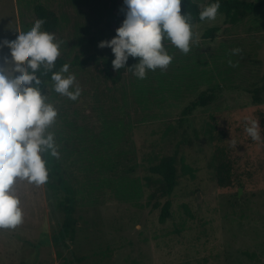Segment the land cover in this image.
I'll use <instances>...</instances> for the list:
<instances>
[{"label": "rangeland", "instance_id": "obj_1", "mask_svg": "<svg viewBox=\"0 0 264 264\" xmlns=\"http://www.w3.org/2000/svg\"><path fill=\"white\" fill-rule=\"evenodd\" d=\"M193 1L203 7L210 0ZM38 5L57 20L58 58L86 64L64 74L75 75L77 100L56 93L54 82L42 91L58 113L48 131L77 192V234L57 245L63 195L17 179L23 221L0 229V264H264V8L235 27L223 16L191 25L189 53L164 41L172 57L166 69L138 79L123 68L114 83L104 69L113 53L98 43L116 35L123 0H0V41L30 28ZM212 27L221 31L204 39ZM10 57L9 45L0 47V62ZM138 60L130 57L126 67ZM215 89L210 106L183 114ZM252 120L259 140L245 131ZM214 127L225 134L244 187L218 186ZM169 156L177 158L178 186L165 195L150 167ZM167 201L171 217L161 222Z\"/></svg>", "mask_w": 264, "mask_h": 264}, {"label": "clouds", "instance_id": "obj_2", "mask_svg": "<svg viewBox=\"0 0 264 264\" xmlns=\"http://www.w3.org/2000/svg\"><path fill=\"white\" fill-rule=\"evenodd\" d=\"M126 11L116 35L100 41L98 47L110 48L116 70H131L144 79L148 70L166 69L172 57L164 47L170 41L181 52L190 51L193 40L190 16L181 14L182 0H123ZM219 0L202 8L200 21H214ZM45 23L37 19L33 25L17 31L14 38L4 37L0 47L9 45L11 63L0 62V229H14L23 221L20 200L13 192L17 179L37 186L47 183L49 175L44 153L58 157L54 133L48 131L57 118V110L42 94V80L37 73L51 72L54 91L70 100H77L81 89L76 77L64 64L53 72L60 56V43L54 34L42 30ZM240 49H234L236 54ZM138 63L126 67L129 58ZM5 60L9 57L5 56ZM245 131L252 140L261 139L258 120L248 122ZM235 146V141H231Z\"/></svg>", "mask_w": 264, "mask_h": 264}, {"label": "trees", "instance_id": "obj_3", "mask_svg": "<svg viewBox=\"0 0 264 264\" xmlns=\"http://www.w3.org/2000/svg\"><path fill=\"white\" fill-rule=\"evenodd\" d=\"M215 0H210L208 4L203 7H200L193 0H182L181 3V14L187 13L190 16V24H201L205 21H200L199 13L202 8L208 6L211 3H214ZM220 8L218 10V15L224 17V24L227 26L235 27L243 23L247 18L255 15L264 8V0L260 2H248L245 0H219ZM35 13L38 19L45 21L43 28L49 33H53L57 29V20L53 18L48 9L42 5H38L35 8ZM221 31L220 27H212L205 31L204 39L212 40L218 33ZM114 59V54L111 57H107L104 61L106 77L110 78L114 83L120 81V74L122 73L123 68L119 73L112 72V60ZM64 64L69 65V69L72 67L84 66L85 62L79 60L68 61L67 59L61 57L57 58L55 61V68L53 72H58ZM37 75L42 80V91L46 85L51 80V72H45L41 69ZM261 90L255 92L256 95H259ZM218 97L217 90H207L203 91L195 101L191 102L184 111V115H191L196 110L200 108H205L210 106ZM215 131L211 134L212 142L216 144L215 154H214V167L216 173V179L218 186L221 189H231L235 186L244 187V184L241 181L237 180L235 174V159L232 158L229 148L225 144V134L221 131H218L214 127ZM44 160L46 161V167L48 169V181L45 184L46 187L57 193L63 195L61 200V208L65 213V220L60 228L57 235H55L54 241L57 245L61 243H66V241L74 242L76 240L77 234V206L78 198L77 192L73 181L68 176L66 168L61 164L58 157H53L50 153L43 154ZM190 174H192V169L185 167ZM150 172L153 175L159 177L162 182V188L165 195H172L176 187L178 186V171H177V158L175 156L163 157L157 164L150 167ZM171 202L167 201L163 206L162 214L160 217L161 222L166 221L171 217Z\"/></svg>", "mask_w": 264, "mask_h": 264}, {"label": "water", "instance_id": "obj_4", "mask_svg": "<svg viewBox=\"0 0 264 264\" xmlns=\"http://www.w3.org/2000/svg\"><path fill=\"white\" fill-rule=\"evenodd\" d=\"M198 200H201V197L200 196L198 197Z\"/></svg>", "mask_w": 264, "mask_h": 264}]
</instances>
